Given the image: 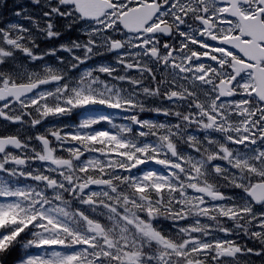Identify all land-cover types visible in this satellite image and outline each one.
I'll return each mask as SVG.
<instances>
[{
	"label": "snow or ice",
	"instance_id": "obj_1",
	"mask_svg": "<svg viewBox=\"0 0 264 264\" xmlns=\"http://www.w3.org/2000/svg\"><path fill=\"white\" fill-rule=\"evenodd\" d=\"M11 11L0 264H264V0Z\"/></svg>",
	"mask_w": 264,
	"mask_h": 264
},
{
	"label": "rangeland",
	"instance_id": "obj_2",
	"mask_svg": "<svg viewBox=\"0 0 264 264\" xmlns=\"http://www.w3.org/2000/svg\"><path fill=\"white\" fill-rule=\"evenodd\" d=\"M6 1H7V3H8V7H10V8L12 9V5H13V3L15 2V0H6ZM0 22H4V19H1V18H0ZM74 33H76V32H72V33L66 34V37H65V38H75ZM76 34L78 35V33H76ZM42 46H43V45H42ZM50 59H51V58H50ZM12 258L15 259V255L12 256Z\"/></svg>",
	"mask_w": 264,
	"mask_h": 264
}]
</instances>
